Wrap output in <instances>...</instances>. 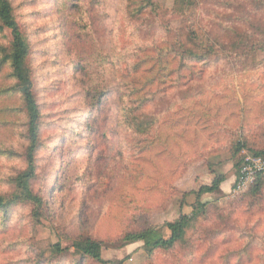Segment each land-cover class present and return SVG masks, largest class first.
<instances>
[{
  "label": "rangeland",
  "instance_id": "1",
  "mask_svg": "<svg viewBox=\"0 0 264 264\" xmlns=\"http://www.w3.org/2000/svg\"><path fill=\"white\" fill-rule=\"evenodd\" d=\"M8 1L42 114L31 183L42 208L37 222L27 204L0 212V264H100L71 247L83 239L100 244L103 264H264V194L255 206L231 189L202 195L210 205L186 241L151 258L125 240L148 227L167 237L165 223L191 214L195 196L181 193L235 173L237 143L264 150V0H193L180 15L174 0H150L154 12L139 13L146 0ZM166 47L203 62L180 68L165 60ZM154 49L161 63L150 69ZM151 72L156 95L139 113L149 132L135 133L122 125L113 88L126 92ZM14 85L0 66V196L25 169L26 117L7 90ZM165 133L174 135L167 143Z\"/></svg>",
  "mask_w": 264,
  "mask_h": 264
},
{
  "label": "trees",
  "instance_id": "2",
  "mask_svg": "<svg viewBox=\"0 0 264 264\" xmlns=\"http://www.w3.org/2000/svg\"><path fill=\"white\" fill-rule=\"evenodd\" d=\"M193 0H174L172 11L179 15L188 8ZM149 8L154 12L153 3L146 0L143 5H139L137 12H143ZM6 32L8 40V48L0 49V66H7L9 69V77L15 82V85L7 89L8 91H15L21 100L22 109L25 113V141L26 146L23 152V162L25 169L17 173L14 177L10 178L9 184L12 185L13 191L7 196H0V212L6 213L11 208L18 205H30L32 208V218L37 222L40 218V209L42 208V200L39 196L33 193L31 183L36 179V153L40 147L41 142V124L42 114L39 105L33 93L32 82L29 70L26 66V60L29 55V47L22 35V32L15 19L13 9L8 0H0V34ZM181 47H183L181 45ZM163 50V49H162ZM158 53L156 49L149 51L147 64H150V69H154L160 65L159 56L154 59L151 54ZM173 52V54H172ZM165 60L178 59L179 67H183L186 60H191L200 63L203 62L204 56L197 52L188 51L182 48L181 52L173 51L172 47H166L164 50ZM151 57V58H150ZM157 75L151 72L147 78L138 79L136 76L128 82L129 89L126 92L121 91L117 86L113 90H118L122 94V102L125 104L120 108L122 117V125L127 129L135 130V133H147L149 129H144L140 126V109L147 103L152 102L156 92L154 91V79ZM96 93V91H95ZM104 93H98L96 103H99L98 97H102ZM126 98V103L123 101ZM165 128L168 129L167 123ZM170 132V131H169ZM174 135H160L161 139L164 137V143L172 139ZM245 148L244 143H237L232 151L233 156H237V163L235 164L236 171L240 166L239 153ZM253 156L263 157L264 150L249 151ZM5 155L8 159L14 158L13 152L7 151ZM210 185L201 186L196 191H189L181 193V197L189 195L195 196V201L191 205V214H181L176 220L164 224V229L168 232L167 237L161 235L160 229L148 227L138 232L130 233L125 236V240L129 243H142V247L149 258H151L157 251H169L179 242H185V232L190 228V224L201 215L206 214V207L209 202H202L200 200L202 195L216 194L219 192V186L224 181L225 177L222 174H214ZM242 194L245 195L251 204L257 205L264 194V175L258 174L255 176L253 184ZM56 251L61 253L66 251L65 248L54 246ZM76 253L83 258H89L97 263L103 264L100 255V244L89 239H83L75 242L71 246ZM68 251V250H67Z\"/></svg>",
  "mask_w": 264,
  "mask_h": 264
},
{
  "label": "built area",
  "instance_id": "3",
  "mask_svg": "<svg viewBox=\"0 0 264 264\" xmlns=\"http://www.w3.org/2000/svg\"><path fill=\"white\" fill-rule=\"evenodd\" d=\"M239 157L241 162L235 183L231 190L234 194L245 191L251 184H253L256 175H264L263 157L253 156L244 149L240 151Z\"/></svg>",
  "mask_w": 264,
  "mask_h": 264
},
{
  "label": "crops",
  "instance_id": "4",
  "mask_svg": "<svg viewBox=\"0 0 264 264\" xmlns=\"http://www.w3.org/2000/svg\"><path fill=\"white\" fill-rule=\"evenodd\" d=\"M236 177H237V171H235V173H233L230 177H228V178L225 177L224 181L219 186L220 192H222L223 194H225V193H228L230 191V189L232 190L233 185H234L235 180H236ZM192 184H193V186L196 185L195 179L193 180ZM203 185H208V183L203 184Z\"/></svg>",
  "mask_w": 264,
  "mask_h": 264
}]
</instances>
